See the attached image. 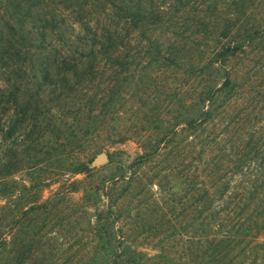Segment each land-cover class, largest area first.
Masks as SVG:
<instances>
[{"label":"rangeland","instance_id":"1","mask_svg":"<svg viewBox=\"0 0 264 264\" xmlns=\"http://www.w3.org/2000/svg\"><path fill=\"white\" fill-rule=\"evenodd\" d=\"M133 2V18L112 22L118 35L108 50L70 55L57 86L41 84L38 72L22 85L20 95L46 113L22 155L12 153L5 179L27 196L0 211V225L32 206V192L47 198L54 191L55 207L35 227L51 233L42 242L59 264L86 259L105 243L96 235L105 229L123 239L121 246L146 251L144 264H203L201 246L190 238L204 215H217L216 204L206 211L203 204L216 199L220 171L263 164L235 158L264 153V0ZM75 7L76 17L65 13L75 34L79 19L104 21L94 5ZM101 153L104 162L97 161ZM140 156L146 161L138 166ZM86 158L91 169L72 177L74 188L41 183L59 163ZM230 175L224 180H238ZM104 179L119 181L112 212L106 195L95 197L93 186Z\"/></svg>","mask_w":264,"mask_h":264},{"label":"trees","instance_id":"2","mask_svg":"<svg viewBox=\"0 0 264 264\" xmlns=\"http://www.w3.org/2000/svg\"><path fill=\"white\" fill-rule=\"evenodd\" d=\"M133 3V0H0L1 213H9L27 196L22 188H16L5 178L12 174V153L18 151L19 157L22 155L27 149V140L41 126L39 114L46 113L41 111L37 100L20 95L26 93V90H21L22 85L35 80L32 75L38 72L41 84L57 86L55 77L60 75V67L68 62L70 55H96L98 51L108 50L111 44L116 43L118 35L112 22L117 25L122 15L133 18L129 15ZM85 4L94 5L104 21L99 26V23L91 25L89 21L83 23L79 19L80 28L75 34L74 23L71 30L65 25V13L76 17L80 12L76 13L75 6ZM228 52V49L222 50L220 55ZM36 55L39 58L32 61ZM205 98L210 104L213 102V97L208 98V94ZM42 127L46 130L49 123ZM255 159L263 161V164L250 167L240 163L231 171L222 169L217 181L216 199L205 200L203 204L205 211L213 204L218 209L216 217L209 213L203 216L198 234L190 238L191 242L193 238V242L201 246L199 258L203 264H264V153L242 154L235 158L239 162ZM145 161L140 156L134 163L139 166ZM92 162V158H86L73 166L59 163L60 171L46 175L41 183L61 186L68 182V186L73 187L76 179L72 180V177L87 173ZM228 172L238 180H224ZM118 182L104 179L93 186L97 199L105 195L110 199L108 212H112L116 204L110 196ZM53 195L54 191L52 196L43 198L34 191L30 195V208H23L13 217L3 219L5 222L0 225V264H59L53 255L54 250L42 242V239H52L51 233L36 228V223L45 220L50 208L55 207ZM96 235L105 243L95 247L83 261L73 264H144L151 259L146 251L132 245L121 246L123 239L117 240L116 233L109 229L97 230ZM116 241L120 245L114 244Z\"/></svg>","mask_w":264,"mask_h":264},{"label":"water","instance_id":"3","mask_svg":"<svg viewBox=\"0 0 264 264\" xmlns=\"http://www.w3.org/2000/svg\"><path fill=\"white\" fill-rule=\"evenodd\" d=\"M107 159V154L106 153H101L98 157H97V161L98 162H104Z\"/></svg>","mask_w":264,"mask_h":264}]
</instances>
